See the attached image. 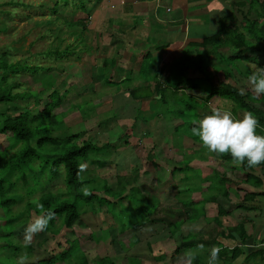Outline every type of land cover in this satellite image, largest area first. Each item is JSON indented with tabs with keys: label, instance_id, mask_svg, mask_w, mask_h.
<instances>
[{
	"label": "rangeland",
	"instance_id": "374dc122",
	"mask_svg": "<svg viewBox=\"0 0 264 264\" xmlns=\"http://www.w3.org/2000/svg\"><path fill=\"white\" fill-rule=\"evenodd\" d=\"M67 1H70V3L66 4ZM83 3L87 4V1ZM83 3L80 0H0V55L7 53L8 60L15 64L22 63L25 60L24 62L27 64H42L43 66L49 67V70L45 72L40 71L37 74L43 78L45 86H48L49 84L51 85V88L53 86V88L58 90V94L60 93V96L63 97V101L65 100L61 106L56 107L52 111V113H59V115H61L60 113H63V118L59 115L58 116L60 117V120H64L63 125L59 124L54 128V135L63 137L61 138L62 140L66 135L80 132L81 135L76 138L75 141L81 143L82 139L86 138L94 142L98 147L110 142L109 144L111 145L95 152V157H100L101 160L104 159V161H106L107 166H105V168L97 166V160L93 158L86 160L83 159L81 162H86L88 164L87 171L82 175V177L84 180H87L88 178L93 180L86 184L90 187V189L94 186L103 188L105 184L111 185L110 187L113 189L118 186V182L116 180L117 174L125 171L126 162L124 160V156L127 155L128 147H124L125 145L119 143V139L121 137L120 134L123 130H125L119 122L123 119V116L128 113L130 108L126 114L121 113V106H117L121 103L118 102L116 95H114L112 96L113 103L111 105L113 108L115 107V111L103 110L102 107L104 106L105 100L101 103L94 101L93 93H91L92 89L88 86L87 82L84 81L85 79H83V76L88 73L87 71L82 70L80 62L83 61L85 51L86 53H89L91 50H94V48H92L90 44H87L89 42L85 40L86 36L84 35L80 37V39L83 40L82 46L80 43L79 47L77 45L75 47L74 36H79L78 33L75 32L78 31V27L76 25H68L64 21L66 19L78 20L83 17V19H87L86 21L84 20V22H90V14L86 13V11L83 13L82 11L84 6ZM56 4H58V13L55 15L52 13V7ZM255 5L256 1H254V6ZM57 16L59 18L54 19V21L53 18ZM249 21H251V23L246 28V31H248L255 40L251 41V43L248 42V45L257 46L258 42H256V40L258 37H262L261 34L264 33V17L260 15V19H258L257 17L250 16ZM60 26L61 28H59ZM228 34L229 33H226L225 35L227 36ZM259 40L260 39H258V41ZM68 44H71L72 47L68 48L65 55L60 58L43 54V52L49 49L61 48L64 50ZM259 45L261 46L260 49L258 48L248 51L249 56L253 54L256 57L255 60L253 59L254 57L252 60H250V58L238 57L235 59H223L220 67H223V71L225 73L229 72V77L232 73L231 77H228L227 82H231L233 85L238 84L242 86L245 84L247 76H249L257 68L264 67V42L261 41V44L259 42ZM229 49L233 51V55L237 52V48L231 47ZM209 54L211 55V53ZM210 55L207 54L203 61H201L203 65L205 64L206 66L208 65L211 67V65L214 64L212 60H207L206 58L208 56L210 57ZM199 59L202 58L199 57L198 60ZM184 62L186 65H190L189 61ZM185 63L181 68L182 70H185ZM203 65H200L199 63L197 66L200 67ZM93 66L92 70L94 71L91 72V76L92 73H94L93 80L99 78L104 81L105 78L102 79V75L96 76L97 73H95V64ZM97 66L100 71L102 63ZM109 68L110 67H107V69ZM154 68L155 63L145 64L140 67V72L150 73L154 76ZM216 71V69L213 71L210 70L209 72L207 70V74L204 75L207 79L203 81L204 83L200 80L196 81V83H199L205 91V93L202 92L203 99L206 98L211 89L212 83L210 80L218 78ZM244 74L247 75L245 78L243 76ZM174 75H176L175 72ZM39 76L33 75L30 71H20L11 79L22 83V85H20L16 90H41L43 87L39 81ZM176 82L178 81L169 75L168 84L171 85L169 88L175 89L174 87ZM47 90L48 91L43 90V92H41V96L36 98L26 97L24 99H19L22 107L20 105V109H18V106L11 107L8 111L9 114L14 115L18 113L22 108H24L23 106H27L34 111H36V108L41 110L48 101L47 94L51 92L50 87ZM58 97L59 95L54 96V99L57 100ZM94 98L97 99L98 96H94ZM101 98L105 97L101 96ZM164 99H167V102H164L165 111L163 113H169L170 117L180 116L182 121L179 126V131L176 134V138H180L181 134H184L185 132L191 135V129L189 127L190 122L187 119V115L195 114V112L198 113L196 109L200 106L195 107L196 104H194V102H187L189 97L184 92L177 93L174 91ZM207 102L206 107L203 109L206 114L210 112L211 107L230 109L237 117H242V115L246 112L242 109H238L237 112H235V103L220 96H213ZM188 103H190V106H187ZM158 105L163 104L159 103ZM0 107H6V104L0 103ZM179 108H182L183 111H185V117L183 114H179ZM122 112H124V109H122ZM134 114H140L138 108H135ZM199 118H196L195 120H198ZM108 119L113 120L106 122V126L109 127L111 121L114 126L112 127V130L109 128L111 130L109 133H104L105 130L103 127L106 126L99 124V120ZM174 124L175 123L171 125V129ZM0 137V142H2L0 145V155L3 154L6 156L7 152H5V150L9 148L12 144L11 142L14 140L9 138L5 142V135L2 134ZM25 142L26 141H23V144ZM176 142L172 143L174 150H166L169 155H167L169 157L168 159L172 163H175L173 160V153L176 154L180 152L178 147L181 144ZM185 145L186 149L183 147L185 152H192L199 160L208 163V167L213 168V170L220 166V169L224 171L226 170L227 173L232 174L229 175L231 178H237L236 174L241 175L243 173V170L241 169H237L241 171H235V173H233L231 168L233 163L230 162V160L224 158L222 155L208 152L201 143H185ZM185 145L183 144L182 146ZM19 146L20 144L12 149L11 152H14ZM46 146L50 145L48 144ZM164 153L165 152H161V154ZM156 158L157 155H154V159ZM163 159L167 158L163 157ZM131 160L135 161L132 167H137V164L140 162L137 167L139 171L137 170L135 174L130 172L131 174H128V176L123 175V177H121L122 181L129 180V178L132 179L133 177L137 179V174L141 177H145L142 174L143 170H140L152 168L150 163L145 159V151H143L142 155L139 156V159L136 160L133 158ZM150 160L153 162L152 157ZM39 164L40 163L38 161V165ZM162 166L163 171H159L158 174V177L160 176L161 178L164 171L171 170L168 168L171 166L168 161H164ZM2 167L3 162L0 160V179L2 178L5 181L4 188L11 186V190L9 192L10 197H14L15 194L19 192L23 195V198L11 206V214L12 218H14L11 224L6 223V210L0 205V264H18L19 257L24 252L28 254V264H83L84 256L89 259V264H96V257H109L105 260L106 263H109L112 260L115 264H140L141 262L146 264H161V261L156 259V255H158L157 252L164 250L168 253L169 248H173V251L170 253H177L174 256L175 258L172 260V263L187 264V253L191 252L198 255L200 253L203 254L205 251L197 250L200 245L185 248L181 252H175V249L177 246H180L182 236H186L188 233L195 234L200 230L203 232L202 234L204 237L208 240H212L214 238L217 242L218 237H220L219 240L221 244L228 246L229 253L232 254L230 247H233L235 243L230 242L227 238L219 235V233H217L218 229H215V226L206 218H212L214 215H217L218 210L216 203L214 202L207 205V209L205 210L206 214H200L196 220H186L181 224L179 230L174 229L173 231L167 223L160 221H146V223H138L136 227L132 226L133 222H139L142 220V213L147 214L148 218L153 219L155 216L165 217L166 215H168V217L176 215L172 218H178V209L181 208L190 212L193 208H196L198 212L202 211L204 204H190L188 202L190 198L194 196V193L199 191L196 186L200 184V171L196 169L194 171L188 170L189 172H187V177L191 184L186 186L181 185L179 188L182 190H177L179 188L175 189L173 183L167 182L168 180L173 181L169 174L167 181L164 183L158 182V184L162 183L158 185V188L162 189V191L156 190L157 188L155 184L157 183V178L155 179L156 181L153 180L154 182H151L149 185L147 184L149 183L148 181H141V183H139L140 185H138L139 188L134 192L137 194L139 204L134 205L132 212H128L124 209L125 207L123 205H126L128 201H124L123 205L119 202V204H115L116 206L114 207L109 206L108 204L100 206L99 197L106 196V194L103 190L98 189L99 191L96 192L98 197L95 198L93 203L95 212L92 211L91 205L83 206L84 213L82 222L80 220L75 222L76 225L74 226V233L71 232V229L59 225L60 220L57 219L56 225L60 228L59 232L52 233L50 231H42L35 235L32 243L27 248H24L25 228L36 216H38V214L34 211H27V201H36L45 192H59L64 190V169L61 167L60 172L52 179L48 180L49 166L47 165L45 174L43 171H41V173H39V171L33 172L27 168L25 170H16L15 168H12L6 172L1 169ZM254 171L259 172L260 168H257ZM24 172L26 173L25 179H22L23 174L21 176L20 174ZM211 173H213V171ZM260 173L261 172H259V174ZM151 176L153 177L152 174L147 177ZM38 177H40V180ZM174 177L175 176H173V178ZM242 177H244V174ZM207 184L208 183H204V185H202L204 191L207 189ZM1 189L2 188H0V190ZM238 189L241 192V196L235 195L232 191L229 198H226L225 196L218 197V202L220 201L219 203L223 204L228 211H232L229 216L227 215L225 217L227 219V223L224 228L226 229L227 224L232 225L242 221L246 225L248 232L252 233L253 236L258 235V237H264V195H261V192H264V186L257 188V191H253L256 192V194H259L260 197L257 202H255L257 203V206H259L258 209H250L251 205H254V203H248L249 201H246L243 198V195H245L244 193L250 192V188L247 185L244 186L240 184ZM159 195L161 197H159ZM141 197L144 198V203H142ZM158 197L161 198L159 206ZM110 199L115 200L113 197H110ZM176 199L181 203H177L178 201ZM145 204L150 205V208L148 209ZM140 206L141 208H138ZM143 207H146V209L143 210ZM169 210H171V212ZM250 241L252 242V240ZM260 241L261 239L255 241V245H249V247L252 249L255 248L257 244H260ZM202 245L206 251L214 246L212 244L210 245V243H208V245L205 243ZM70 246L74 247V252L71 253V256L66 259L65 262L58 257L53 259L51 262H38V260L43 258L48 259L50 256L55 257L61 252L63 253L64 250L68 249ZM216 247H218V245H216ZM202 254H200L201 257ZM209 255L205 257L203 255L204 258L201 259V262L204 261V259V262H208ZM164 260L165 261H163L162 264H170V262L166 261L167 259ZM218 262V264H226L220 259ZM234 262L235 264H264V256L257 255L252 256L248 260H235Z\"/></svg>",
	"mask_w": 264,
	"mask_h": 264
},
{
	"label": "crops",
	"instance_id": "0c3cea01",
	"mask_svg": "<svg viewBox=\"0 0 264 264\" xmlns=\"http://www.w3.org/2000/svg\"><path fill=\"white\" fill-rule=\"evenodd\" d=\"M80 1L82 3L87 1L88 5L83 3L84 7L82 11L83 13L86 11V13L90 14V22H81L76 25L78 31L75 32H77L79 36H74V46L76 47L77 45L79 47L80 43L82 46L83 40L80 39V37L84 35L86 36L85 40L89 42L87 44H90V46L94 48V50H91L89 53H86L85 51L83 61L80 62L82 70H85L88 73L83 76V79H85L84 81L87 82L88 86L92 89L91 93H93L94 101L101 103L105 100L104 106L102 107L103 110L115 111V107L113 108L111 105L113 103L112 96L114 95H116L118 102L121 103L120 105H117L121 106V113L126 114L130 108L128 113L123 116V119L119 122V124L125 129L120 134L121 137L119 143L125 145L124 147H128V152L127 155L124 156L126 162L125 171L117 174V177L120 175L128 176V174H135L137 170L139 171L137 167L140 162L138 161L139 164H137V167H132L135 161L131 159H139V156L145 151V159L150 163L152 168L140 170H143L142 174L145 177H141L137 174V179L134 177L132 179L129 178L130 184L127 186L128 189L134 187L137 190L141 181H148L149 183L147 184L149 185L151 182L157 180V183L155 184L157 188L156 190L162 191V189L158 188V185L167 181L168 174L173 181L168 180L167 182L173 183L176 189L181 185L186 186L191 184L188 180L187 172H189L188 170L194 171L196 169L200 171V184L196 186L199 191L194 193V196L190 199H195L202 193L207 192L210 181L205 178L212 174L211 172L213 171V168L208 167V163L199 160L192 152L187 153L184 151L183 147L186 149L185 143L201 142L193 139V137L186 132L181 134L180 138H176V134L179 131V126L182 121L180 116L170 117L169 113H163L165 111L164 102H167V99L164 98L172 94L174 91L177 93L184 92L198 102V105H196L200 107L196 110L201 114H206L203 109L208 102H204V99L202 98V92L205 93V91L199 83H196L197 80L203 82L206 79L202 67L204 66L208 72L216 69L218 75L217 80L227 82L228 79L225 76L227 74L229 77V72L225 74L223 67H220V65L223 62V59L226 58V54L233 55V51L229 48H237V52H235L234 55L239 56L238 58H249V52L247 51L246 53H243L242 48L254 39L252 35L246 31V28L251 23V21H249L250 16L257 17L258 19H260V15L264 17V8L261 5V0ZM254 1H256L255 6ZM219 8H223V10L216 12L213 11ZM81 20L86 21L87 19H83L82 17ZM226 33L229 34L226 36ZM242 36L245 37V40L247 41L246 44L237 42ZM206 38H211L208 39L210 42H206ZM219 44L221 45L219 46ZM209 53H211V55ZM207 54L210 55V57H206L207 60H212L214 64H212L211 67L208 65L206 66L205 64L198 67V61H203ZM199 57L202 59L198 60ZM251 57L255 56L252 54L250 55V58ZM184 61H189L190 65H186ZM101 63L102 66H100L99 71L97 65ZM152 63H155L154 76L150 73L140 72V67L142 65ZM184 63L186 66L185 74L183 73L184 70L181 69ZM94 64L96 69L95 73H97L96 76L102 75V79L105 78L104 81L99 78L93 80L94 73H92L91 76V72L94 71L92 70ZM107 67L110 68L107 69ZM174 72L176 75H174ZM169 75L178 81L174 87L175 89L169 88V86H171L168 84ZM243 76L245 78L247 75L244 74ZM236 85L240 88L247 87L246 84H243L242 86L238 84ZM94 96H98V98L95 99ZM101 96L105 98H101ZM159 103H162L163 105H158ZM135 108H138L140 114H134ZM122 109H124V112H122ZM237 110L235 112H237ZM179 114H182V112ZM110 120L113 119L99 120V124L106 126V122ZM173 123L175 124L171 129ZM113 126L114 125L111 121L109 127H103L105 130L104 133H109ZM109 128H111V130ZM173 142L181 144L178 147L180 152L176 154L173 153V160L175 163L170 162L168 159L169 155L166 151L173 149ZM109 143L100 145V147H108V145H111ZM183 144L185 146H182ZM161 152L165 153L161 154ZM154 155H157L156 159H154ZM151 157L153 158V162L150 160ZM163 157L167 159H163ZM97 158L101 160L100 157ZM97 158L93 159L97 160ZM164 161H168L171 165L168 168L171 170L164 171L161 178L160 176L158 177V174L159 171H163L162 164ZM97 166L105 168L107 165L102 166L97 162ZM257 168L259 167H255L254 170ZM247 170L251 171L250 169ZM253 172L255 175H259L260 171ZM151 174L153 175V177L151 176L152 178L147 177ZM242 175L243 173L241 175L238 174V177L241 176L239 179L244 178ZM173 176L175 177L173 178ZM234 180L236 181V179ZM158 182L162 183L158 184ZM204 183H208L206 191H204L202 187ZM240 184L244 186L247 185L250 188V192L257 191V188H260L244 181L238 184L235 183L233 188L236 189L234 193L237 196H241V192L238 189ZM177 190L182 189L179 188ZM159 197L161 196L159 195ZM159 197L158 206L160 205L161 199ZM226 198H229V196ZM259 198L260 197L257 196L255 200L249 201L248 203H254V205H250L256 206L258 209L259 206H257V203L255 202H257ZM211 202L213 201L205 202L204 213L206 212L207 205ZM177 203L181 202L178 201ZM214 203H216L217 206V202ZM169 211L171 212V210ZM230 213H232V211H230ZM191 220L192 219H188V221ZM239 223L244 222L239 221ZM245 228L248 232L246 225ZM248 234L253 236L252 233L248 232ZM254 237L256 240L261 239V241H264V237H258V235ZM219 238L220 237H218L217 242L215 241L213 245H218L220 248L223 244H221ZM227 240L235 243L233 240ZM254 242L255 241H252L251 244L246 245H255ZM235 246L236 244L233 247H230V249L232 250ZM223 247H225L227 251V256H231L229 253V247L224 245ZM255 247H264V242L257 244ZM182 250L183 249H181V251ZM197 250L205 251L203 254L200 253L202 254V257L198 254L202 259L210 254L211 249L206 251L204 247H198ZM171 251H173V248H169V254L164 250L157 252L158 255H156V259L161 261V264L165 261L164 259H167L166 261L170 262V264H174L172 263V260L177 253H170ZM227 256L219 257V259L226 264H235V260L243 261V259H246V254H241L236 259H229ZM204 261H200V264H207V261ZM141 263L146 264L143 262Z\"/></svg>",
	"mask_w": 264,
	"mask_h": 264
},
{
	"label": "trees",
	"instance_id": "16d2710c",
	"mask_svg": "<svg viewBox=\"0 0 264 264\" xmlns=\"http://www.w3.org/2000/svg\"><path fill=\"white\" fill-rule=\"evenodd\" d=\"M70 1H67L66 4H69ZM84 5V4H83ZM261 5L264 8V0H261ZM84 7V6H83ZM52 13L57 14L58 13V4H56L54 7H52ZM59 17H55L54 19H58ZM55 21V20H54ZM65 23L68 25H77L78 23L84 22L83 20H64ZM61 28V26L59 27ZM61 30V29H60ZM262 37H258L260 39L256 40L258 42L257 46H251L246 44L245 37H241L237 42H240L242 44H246L245 47L242 48V52L246 53L249 50L254 49H260L261 46L259 45V42L261 44V41L264 42V33L261 34ZM253 37V36H252ZM211 38H206V42H210ZM255 40V39H254ZM251 43V42H250ZM221 44H219L220 46ZM72 47V45L68 44L64 50L61 48H55V49H49L43 54L46 55H52L56 56L57 58H60L65 55L67 52V49ZM257 47V48H256ZM235 55H227L226 58L228 59H235ZM243 57V56H242ZM250 58V56H249ZM253 57L250 59L252 60ZM254 60L256 57L253 58ZM25 61V60H24ZM22 63H13L8 60L7 53H3L0 55V103H5L6 107H0V136L2 134L5 135V142L12 138L11 145L5 152H7V155L4 156L3 154L0 155V160L3 162V167L1 168L3 171H8L9 169L15 168L16 170H25L26 168L33 172L41 173V171L44 172L46 170V165L49 166V177L48 180L52 179L54 176H56L60 172V168L63 167L64 169V182H65V189L61 190L59 192H45L43 193L39 198V203H42L44 205V208L46 210H52L55 213V218L49 222L48 228L45 231H50L52 233L59 232V226L56 225L57 219L60 220V224L64 226L65 228L71 229V232H75L74 226L76 225L75 222L80 220L82 222L83 218V206H92V211L95 212L94 207V201L95 198L98 197V192L100 190H103L106 194V196H100L99 202L100 206L108 204L109 206H116L115 204L123 205L124 201H128L126 205H123L126 211L132 212L134 205L139 204V199H137V194L135 192V188L128 189L127 186L130 184L129 180L122 181L123 177L122 175L117 177L118 186L114 187L113 189L110 187L111 185L105 184L103 188L101 187H92L91 192L92 194L89 196H84L83 193L80 191L81 187L84 184H88L89 181H93L92 179H80L78 177V165L81 163V161L90 159V158H97L95 157L96 151L99 149H104V146L98 147L93 143L91 140L88 139H82L81 143H78L75 141L76 138H78L81 133H71L69 135L64 136L65 138L61 140L59 135H54L55 130L54 128L59 124H64V120L61 119L63 113H60L61 115L52 113V111L60 106L63 103V97L60 96V93L58 94V90L51 88V85L45 86L43 82V78L39 76L37 73L42 71L45 72L49 70L48 66H43L42 64H27L26 62ZM203 65L202 62L198 61V64ZM184 68L186 66L184 65ZM204 74H207V69L202 67ZM20 71H30L33 75L40 77L41 86L43 87L41 90H16L20 85H22L21 82L12 80L11 78L18 74ZM183 73L185 74L186 71L184 70ZM226 74V73H225ZM228 79V76L226 74L225 76ZM207 79V77H206ZM209 79V78H208ZM212 83L211 89L206 96V98L203 100L204 102L209 101L213 96H220L225 99H229L233 101L236 105L237 109H242L244 111H251L253 112L260 124V128L258 129V132L264 133V96H261L259 100H254L252 98V93L248 87H245L246 93L244 95L240 94L241 88L237 85H233L231 83H228L226 81L212 79L210 80ZM50 91L47 94L48 101L44 105V108L41 110L36 108V111L33 109L23 106L18 113L11 115L9 114V110L11 107L18 106V109H20L21 103L19 102V99H24L26 97L36 98L38 96H41V92L43 90ZM58 99L55 100L54 96H58ZM187 102H194V104H197L198 102L190 97ZM21 107H20V106ZM198 105V104H197ZM197 105L195 107H197ZM202 105V104H201ZM187 106H190V103H188ZM182 112V114L185 117V111H183L182 108H179ZM234 110V111H236ZM60 117H59V116ZM190 115V116H189ZM187 115V119L190 122L189 127L190 129L192 127L197 126L194 123V120L196 118H201L204 115L201 113L195 114H189ZM190 117V118H189ZM192 118V119H191ZM59 119V120H58ZM192 135V134H191ZM193 136V135H192ZM195 140L199 141L198 137L193 136ZM1 139V137H0ZM3 141V139H2ZM23 141H26L23 144ZM2 142H0L1 145ZM20 146L14 151L11 152L12 149H14L17 145ZM50 146H46V145ZM46 146V147H45ZM1 147V146H0ZM45 149V151H44ZM1 151V148H0ZM16 152V154H15ZM1 154V153H0ZM15 154V155H14ZM224 158L230 160V162L233 163L231 155H222ZM39 161V165H38ZM97 162L101 164L102 166L106 165V161L97 159ZM43 169V170H40ZM260 168V174L255 175L254 174V168H249L247 165V162L243 165H240L239 167L235 166L234 164L231 166L233 173L235 171H238L237 169L243 170L244 178L239 179L238 174H236L237 178H231L229 175H232L230 173H227L226 170L220 169V166L217 169L213 170V173L205 179H208L210 181L208 191L202 193L199 197L195 199H190L188 201L189 203L195 204V203H202L205 204L206 201H213L217 202V208L218 213L216 216H213L212 218H207V220L215 226V229H218L219 235L224 236L227 239L235 241L236 246L232 249L231 256H227V251L223 245H221L220 254L219 257L227 256L229 259H236L241 254H246V259H250L252 256L262 255L264 256V247H255L250 248L246 244H251V241H257L254 239V236H251L246 231L244 223H237L235 225L227 224L226 229L224 228L227 223V219L225 218L227 215H230V211H228L222 204L218 202V197L220 195L228 197L230 193L233 191H236L234 189L235 183L238 184L240 182H246L250 183L253 186L261 187L264 186V164H261L258 166ZM247 169H250L251 171H248ZM231 172V171H230ZM85 173V172H84ZM84 173H81L82 176ZM23 174V175H22ZM25 172L21 173L22 179H25ZM45 176V175H44ZM234 176V175H233ZM46 177V176H45ZM40 180V177H38ZM236 179V181L234 180ZM37 180V179H36ZM96 182V181H95ZM5 181L1 178L0 179V205L3 206L6 210V216H7V222L8 224H11L14 218H12V205L16 204L20 199L23 198V195H21L19 192L15 194L14 197H10V187L4 188ZM129 190V191H128ZM34 191V190H32ZM261 194H264V192H261ZM259 196V194H256V192H248L244 195V200L246 201H253L256 199V197ZM110 197H113L115 200H111ZM117 201V202H115ZM142 203H144V198L141 197ZM187 201V200H186ZM143 205V204H142ZM145 206L149 209L150 205L145 204ZM146 207H143V210L146 209ZM138 208H141L138 207ZM137 208V209H138ZM193 208V206H192ZM251 208H256V206H251ZM26 209L28 212L34 211L36 214H40L39 210L36 207V204L34 203V200L27 201L26 203ZM86 209V208H85ZM202 212V213H201ZM143 217L142 220L139 222H133L132 226L136 227L139 224L148 222H155L160 221L167 223L169 227L174 231V229H178L181 226V224L188 220V219H197L200 214L204 215V208L202 211L198 212L196 208H193V210L190 212L188 210H185L184 208L179 209L178 218H172V217H153L148 218L147 214L142 213ZM132 217V216H131ZM145 217V218H144ZM148 218V219H147ZM203 232L200 230L197 233H190L186 236L181 237L180 246L176 248V251H181V249H185L188 247L193 246H199L202 244H208L210 245L215 243V239L208 240L204 237L202 234ZM264 242V241H261ZM260 242V243H261ZM255 244V243H254ZM73 246H70L68 249L64 250V252L54 256H50L48 259L43 258L38 260V262L42 261H52L56 257L60 258L64 262L66 259H68L71 256V253H73ZM109 257H96V264H115L112 260L109 263H106V259ZM201 257L200 255H195V260L193 264H200ZM83 264H89V259L84 256ZM199 262V263H198ZM141 264V263H140Z\"/></svg>",
	"mask_w": 264,
	"mask_h": 264
},
{
	"label": "clouds",
	"instance_id": "9594fccd",
	"mask_svg": "<svg viewBox=\"0 0 264 264\" xmlns=\"http://www.w3.org/2000/svg\"><path fill=\"white\" fill-rule=\"evenodd\" d=\"M223 8L213 11H222ZM248 89L252 93L254 100H259L264 96V67H259L253 71L245 81ZM246 93L245 88H241L240 94ZM197 125L191 128V134L199 138L202 146L210 153L217 155L230 154L233 164L237 167L243 165L245 161L249 168L258 167L264 164V133L258 132L261 127L257 116L251 112H245L242 117H237L232 110L222 107H211L210 112L195 120ZM88 164L81 162L78 165V177L87 171ZM80 191L84 196L92 194L88 185L84 184ZM40 214L36 216L25 228L23 247L27 248L33 241L36 234L45 231L49 222L55 218L52 210H46L42 203L34 201ZM199 247H203L200 245ZM221 249L213 246L207 264H218ZM187 264H193L195 254H186ZM29 257L26 252L19 257L18 264H28Z\"/></svg>",
	"mask_w": 264,
	"mask_h": 264
}]
</instances>
